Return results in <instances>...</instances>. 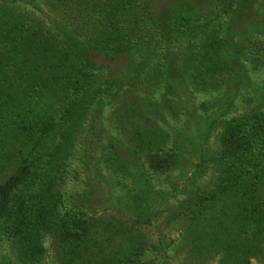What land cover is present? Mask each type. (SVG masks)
Masks as SVG:
<instances>
[{
	"label": "rangeland",
	"instance_id": "obj_1",
	"mask_svg": "<svg viewBox=\"0 0 264 264\" xmlns=\"http://www.w3.org/2000/svg\"><path fill=\"white\" fill-rule=\"evenodd\" d=\"M195 114L211 124L217 157L198 185L215 193L202 226H234L224 237L254 243L249 264H264V0H0V188L26 160L25 134L40 129L42 165L13 196L59 200L34 259L15 241L25 229L0 224V264H94L104 255L118 264H229V251L190 253L177 216L185 196L143 224L108 201L143 207V179L156 192L179 187L181 159L165 170L148 157L175 155ZM129 129L155 150L131 143ZM122 145L135 151L127 172L106 157H126ZM94 153L106 189L84 163ZM250 201L260 203L254 215ZM58 220L71 244L52 234Z\"/></svg>",
	"mask_w": 264,
	"mask_h": 264
},
{
	"label": "trees",
	"instance_id": "obj_2",
	"mask_svg": "<svg viewBox=\"0 0 264 264\" xmlns=\"http://www.w3.org/2000/svg\"><path fill=\"white\" fill-rule=\"evenodd\" d=\"M81 116L85 117L84 113H82ZM203 120L201 114L189 116V120L185 125L186 127L184 129L183 137H180L181 139L178 136L175 138L176 142H179V145L176 148L177 153L175 155L171 152H167L163 154V156H160L159 154H151L148 157L149 161L151 159L153 163H157V167L165 170L170 169V166L173 165L175 160L177 161V159H181L182 163L184 162L185 172H183L184 178L178 180L181 182L179 187L176 188L174 187V184H172L171 191L167 193L156 192L151 180L143 179L140 182L143 191L139 196V199L144 200L142 202L144 205L143 207H128V205H124L125 203L123 199H120L115 205L111 199H108V201L112 204V210L120 212L126 216H128V214H137V217H131V220L135 224H143L158 221L161 211L168 207L169 200L174 198V195H183L185 196V200L183 201L177 216L178 219L186 220L187 228L185 230V239L190 246V253L194 257H202V255L214 253L219 249L220 251H229V264H249L248 258L251 256L250 253L254 251V243H252L251 246L250 243H247L243 239L227 240L224 235L229 233V231L234 235L237 234L233 230L234 226H224L222 224L216 225L215 223L209 222L202 226V221H200L202 207L209 209L212 206L215 193L211 191L206 194L198 185L201 179L205 177L210 167H212L213 163L217 161V157L213 155L210 147L213 133L211 124L206 123L205 125ZM208 121L211 122L209 118ZM37 130L41 132L40 129ZM39 132H32L33 139L29 137L30 140L28 139L27 134H25L26 148L28 151L25 155L26 160L22 163L21 168L18 169L16 174L9 178L0 188V224L13 222L14 225L21 226V228L23 227L25 229L23 233L22 231L21 233H18L17 231V234L15 235L17 238L15 241L19 247V251L25 256L33 259L37 256L38 252L35 249V243L42 237V232L45 229H49V227L54 225L53 222L58 219L59 210V200H56V195H40V191L35 193L28 192L26 199L20 203H18L17 198L13 196L15 191L18 192L22 187L28 186V180H30L29 175L31 173H36L42 165L43 157L40 147L45 138L42 135H39ZM42 133L43 132H41V134ZM102 133H104L103 130ZM126 134L127 136H131V143L134 144L140 142L144 152L149 153L150 151L155 150V148L150 145L142 143L143 140L147 141V138H149L145 137L144 132L137 130L132 131L129 129L126 131ZM122 146H124L127 152L126 157L120 156L115 152H111L109 155L107 154L106 157L109 161L113 162V164L120 168H122L121 166H124L125 172H127V166L130 164L128 156H135V151L132 146ZM110 149H112V147H110ZM156 153L161 152L156 151ZM94 154H90L84 163L87 165L94 163L92 164L91 169L88 170V173L94 181H97L104 189H106V177L104 178L102 176L101 168L99 166L101 161L98 160V162H96L98 166L96 168V153ZM30 158L33 161L30 162ZM248 165H250V163L247 164V167ZM259 174V172H256L255 175L257 178H259ZM241 176L239 177L241 178ZM248 176L247 188L249 189L254 182V178H251L252 170L248 173ZM136 182H138V180H136ZM47 183L48 182H45L43 186H47ZM48 193L52 194V192ZM243 193L246 197V192L243 191ZM245 201L246 200L242 201V204L240 202V206H245ZM248 206L249 213L254 215L256 209L260 206V203L258 204L254 203V201H250ZM253 206L257 208H254ZM139 208H142L141 211H139ZM27 212H29V214H27ZM57 223L58 227L55 230L53 229L52 234L62 244H71L73 237L70 238L66 235L67 232H70L67 228V224H62L61 220H58ZM82 239L83 237L79 238V240ZM154 248L155 250L159 249V247ZM164 251H166L165 248ZM108 260H112V263L115 262L118 264V262H116L117 260L109 255L102 256L98 263L94 264H107Z\"/></svg>",
	"mask_w": 264,
	"mask_h": 264
}]
</instances>
